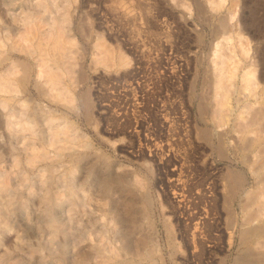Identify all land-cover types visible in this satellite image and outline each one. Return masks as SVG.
Segmentation results:
<instances>
[{"label": "rangeland", "instance_id": "obj_1", "mask_svg": "<svg viewBox=\"0 0 264 264\" xmlns=\"http://www.w3.org/2000/svg\"><path fill=\"white\" fill-rule=\"evenodd\" d=\"M207 2L0 0V80H16L11 92L0 89V181H17L16 203L21 204L12 209L2 203L9 197L3 185L0 264H69L58 258L59 247L69 246L68 255L78 257L75 244L85 250L98 240L110 249L106 255L114 251L124 264H234L250 246L258 258L263 255L259 264H264V231L262 237L257 234L261 238L249 232L245 238V229L264 224V146H237L236 128L224 135V121L212 122L208 108L202 114L198 110L212 94L203 82L216 40L221 51L235 53L238 65L244 60L240 44L250 48L247 57L257 46L264 60V0H221L216 11ZM218 15L228 21L227 33L219 37L214 32ZM50 65L58 77H53L55 84H61L57 88L66 90L59 95L58 89H48L42 73ZM25 68L27 83L20 81ZM83 94L92 102L89 115L81 105ZM10 130L17 134L8 137ZM203 131L215 133L206 141ZM47 166L55 167L56 180L62 179L52 184L51 193L60 196L57 216L74 231L66 239L60 234L56 239L40 215L38 182ZM229 170L244 178L231 199L226 198ZM106 174L123 177L129 185L112 184L107 194L98 181ZM124 233L130 236L126 251ZM31 246L41 258L29 255Z\"/></svg>", "mask_w": 264, "mask_h": 264}, {"label": "bare ground", "instance_id": "obj_2", "mask_svg": "<svg viewBox=\"0 0 264 264\" xmlns=\"http://www.w3.org/2000/svg\"><path fill=\"white\" fill-rule=\"evenodd\" d=\"M208 2L207 3H209L210 4V6L211 7H214L215 6V8H211V9H214L215 11H216V6L217 5H219L220 3H221V0H207ZM32 4V3H31ZM48 4V3H47ZM221 4H223V3H221ZM233 4V3H232ZM235 4V3H234ZM38 5V4H37ZM40 6V5H39ZM48 6V5H47ZM230 6H231V4H230ZM32 7V6H31ZM220 8V7H219ZM221 8H222V6H221ZM214 11V12H215ZM203 13V12H202ZM224 16H225V14H223ZM218 18L217 19H215L216 20V22H215V26H214V28H215V34L217 35V37H219V34L220 35H222L224 32L225 33H227L226 32V30L228 29L227 27V22L228 21H226L227 20V18L225 19V17H223V16H217ZM209 18V17H208ZM60 22V21H59ZM12 30V29H11ZM53 30V29H52ZM57 30V29H56ZM261 30H263V29H260V34H262V32H261ZM58 31V30H57ZM228 31V30H227ZM238 33V32H237ZM5 34H6V32H5ZM45 34V33H44ZM49 34V33H48ZM47 34V35H48ZM53 35V34H52ZM44 36V35H43ZM50 36V35H49ZM226 36V35H225ZM225 36L224 37H222L223 38V41H224V38H225ZM216 37V38H217ZM238 37V36H237ZM239 37H240V35H239ZM242 37V36H241ZM54 38H55V35H54ZM59 38V37H58ZM215 38V39H216ZM221 38V39H222ZM67 40H69V39H67ZM238 40V39H237ZM1 41V40H0ZM56 41H57V39H56ZM64 41H66V40H64ZM221 41V40H220ZM226 41V40H225ZM241 41V40H240ZM239 41V42H240ZM222 42V41H221ZM238 42V43H239ZM56 43V42H55ZM67 43H70V42H67ZM224 43V42H223ZM46 44V43H45ZM5 45V44H4ZM12 46H13V44H11ZM222 45V44H221ZM220 45V42H219V40H216V42L214 43V49L212 50L213 51V58H212V56H211V58H212V61H211V63H210V69H208V71L206 72V76H205V80H204V84L207 86V87H209V90H211V92H212V94L210 95V99L208 100V101H201V102H199V104H198V110L200 111V113L202 114V113H204L206 110H207V108H208V114H209V116H210V118H212V122H219V120L220 121H224V124H226V126H224V127H226V129L224 128L223 130H226V131H223L224 132V135H225V133L226 132H228L229 133V131L230 130H232V129H235L236 130V132H238V135H236V132L234 133L237 137H236V141H237V146H238V144L239 143H241V142H247L246 144L247 145H249V146H251L250 148H255V147H261V146H264V60L262 59V57H261V55L259 54V50H258V47L256 46L255 47V50H253L254 52H253V54L252 55H250L249 57H247V55H248V52H249V50H250V48H248V47H246L245 46V44H240V45H238L239 46V49H240V54L243 56L242 58L244 59L243 61H241V63L238 65V62H236L237 60H236V58L233 56L234 54H232L231 52L229 53V52H225V49L223 50V51H221L220 50V48H219V46H221ZM224 45V44H223ZM259 45V44H258ZM12 46H10V47H12ZM53 46V45H52ZM55 46V45H54ZM59 46V45H58ZM255 46V45H254ZM50 47V46H49ZM225 47H227V45L225 46ZM53 48V47H52ZM55 48V47H54ZM104 48V47H103ZM17 49V48H16ZM61 48H59V50H60ZM228 49V48H227ZM40 50V49H39ZM53 50V49H52ZM63 50H65V48L64 49H62V52H63ZM227 51V50H226ZM229 51V50H228ZM54 52V51H53ZM60 52H61V50H60ZM64 53V52H63ZM107 54H108V52H106ZM261 53V52H260ZM68 54V53H67ZM4 55V54H3ZM60 55V54H59ZM64 55V54H63ZM62 55V56H63ZM45 56V55H44ZM47 56V55H46ZM61 56V57H62ZM51 57H53V56H51ZM40 58V57H39ZM57 58V57H56ZM63 58V57H62ZM210 58V59H211ZM235 58V59H234ZM239 58V57H238ZM241 58V57H240ZM48 59V58H47ZM51 59V58H50ZM6 60V59H5ZM42 60V59H41ZM11 61V60H10ZM47 60H46V58H45V62H46ZM48 61H49V59H48ZM56 61H58V59H56ZM240 61V60H239ZM44 62V61H43ZM44 62V63H45ZM62 62V61H61ZM2 63V62H1ZM27 63V62H26ZM237 63V64H236ZM24 64V63H23ZM41 64H43V63H41ZM40 64V65H41ZM57 64V63H56ZM59 64H60V62H59ZM28 64H25V66L24 67H26ZM44 65V64H43ZM45 65H47L48 66V64H47V62H46V64ZM44 65V67L43 68H45L46 66ZM10 66V65H9ZM20 66H23V65H20ZM29 66V65H28ZM60 66V65H59ZM59 66H57V68L59 67ZM209 66V65H208ZM41 67V66H40ZM64 67V70L66 69V67H65V65L63 66ZM9 68V67H8ZM13 68V67H12ZM42 68V67H41ZM51 68H52V66L50 65V67H48V68H46V69H44L45 71H42V73H43V75L44 76H46L47 78H45V79H47V82L45 81V83H50V84H53L52 86H53V88H50L51 86H50V84H49V88L48 89H54L55 91L59 88V85L61 86V84L60 83H56L55 84V79L54 78H58L55 74V76L53 75V73L55 72H52V70H55V69H52L51 70ZM60 68V67H59ZM59 68H58V70H59ZM62 68V67H61ZM11 69V68H10ZM15 70H16V67L14 68ZM30 70V69H29ZM57 70V69H56ZM68 70H70L69 68H68ZM14 71V70H13ZM12 71V72H13ZM41 71L39 72V70L37 71V73L39 72V73H41ZM66 71H67V69H66ZM10 72V73H9ZM8 73L9 74H11V71H9ZM45 72V73H44ZM68 72V71H67ZM36 74V75H40V74ZM41 73V74H42ZM1 74V73H0ZM9 74H6L7 76L9 75ZM5 75V74H4ZM53 75V76H52ZM11 76H13L12 74H11ZM17 76V75H16ZM42 76V75H41ZM40 76V77H41ZM43 76V77H44ZM60 76V75H59ZM3 77V76H2ZM1 76H0V78H2ZM9 77H10V75H9ZM54 77V78H53ZM6 78V77H5ZM11 78V77H10ZM12 79V78H11ZM28 79H29V71L28 70H26V68H25V71H24V73H23V75H22V77H21V79H20V81L22 80L23 82H25V83H27L28 82ZM14 80V79H13ZM13 80H10L8 77H7V79H1L0 80V89H2L3 91H7V92H9V90H10V88H9V85H10V83H12V81ZM38 80V79H37ZM58 80V79H57ZM16 81V80H15ZM15 81H13V82H15ZM18 81H19V79H18ZM48 81H51V82H48ZM58 81H60V79L58 80ZM61 81H63V80H61ZM60 81V82H61ZM38 82V81H37ZM37 82H35V83H37ZM61 83H64V81L63 82H61ZM13 84V83H12ZM43 84V83H42ZM54 84H55V86L56 85H58V88H57V86H56V88H54L55 86H54ZM45 85V84H44ZM13 86V85H12ZM64 86V85H63ZM11 87V86H10ZM14 87V86H13ZM12 87V88H13ZM22 87V86H21ZM39 87H40V85H39ZM11 88V89H12ZM46 88V87H45ZM46 88V89H47ZM64 88H67V86L65 87L64 86ZM15 89V88H14ZM63 89V88H62ZM61 89V87H60V90H62ZM13 90V89H12ZM16 90V89H15ZM59 89L56 91L57 92V94L58 93H60V92H58V91H60ZM22 91V90H21ZM47 91V90H46ZM63 91H66L65 89H63ZM1 92V91H0ZM10 92H11V90H10ZM14 92V91H13ZM62 92V91H61ZM46 93V92H45ZM47 93H49V92H47ZM11 95V94H10ZM59 95V94H58ZM64 95V94H63ZM13 97H11V99H12ZM9 100V99H8ZM3 101L5 102V101H7V99H6V97H4V99H2V103H3ZM11 101V100H10ZM235 102V105H234V102ZM92 102L90 101V99H89V97L87 96V95H82V97H81V105H82V108H83V110H84V114H86V115H89V113H90V111H91V104ZM1 104V103H0ZM5 104H6V102H5ZM8 106V105H7ZM12 106V105H11ZM39 108V107H38ZM35 109H37V108H35ZM11 110V109H10ZM34 111H36V110H34ZM33 111V112H34ZM42 112V111H41ZM35 113H37V112H35ZM43 113V112H42ZM31 114V113H30ZM10 115V114H9ZM38 115H39V113H38ZM32 116V115H31ZM88 117V116H87ZM42 119V118H41ZM44 119V118H43ZM7 120V119H6ZM32 120V119H31ZM45 120V119H44ZM50 120V119H49ZM17 122V121H16ZM22 122H23V120H22ZM25 122V121H24ZM34 122V121H33ZM47 123V122H46ZM219 123H223V122H219ZM218 123V124H219ZM18 124V123H17ZM23 124V123H22ZM214 124H216V123H214ZM6 125L9 127V121L7 122L6 121ZM28 125V122H26V123H24L23 124V126H27ZM31 126H32V124H31ZM36 126V125H35ZM34 126V127H35ZM47 126V125H46ZM53 126H55V127H60L59 125L57 126V125H53ZM15 127V126H14ZM28 128H29V126H27ZM50 127V126H49ZM48 127V128H49ZM64 127H68V126H64ZM20 128H22V126H20ZM43 128V127H42ZM50 128H52V126L50 127ZM49 128V129H50ZM63 128V127H62ZM12 129V128H11ZM24 129V128H23ZM22 129V130H23ZM54 129V128H53ZM52 129V130H53ZM56 129V128H55ZM54 129V130H55ZM58 129H60L61 130V127L60 128H58ZM58 129H56V131L58 132L59 130ZM220 129V128H219ZM8 130V129H7ZM16 130V129H15ZM21 130V129H20ZM19 130V131H20ZM27 130V129H26ZM32 130H34V129H32ZM51 131V132H53V133H51V134H55V133H57L56 131ZM208 130V129H207ZM13 132H11V130H10V132H8V137H14V135L15 134H17V131H16V133L14 132V130H12ZM39 131V130H38ZM50 131V130H49ZM48 131V132H49ZM45 132V131H44ZM222 132V130L220 131V133ZM255 133L253 136L252 135H249V133ZM15 133V134H14ZM30 133V132H29ZM41 133V132H40ZM60 133V132H59ZM215 132H211V131H203V132H201V137L203 138V139H205L206 141H208V140H210L211 139V137H213L212 135L214 134ZM217 133H219V132H217ZM250 133V134H251ZM20 134V133H19ZM34 134V133H33ZM63 134V133H62ZM61 134V135H62ZM232 134V133H231ZM13 135V136H12ZM50 135V134H49ZM56 135V134H55ZM228 135V134H227ZM19 136V135H18ZM58 136H60V135H58ZM57 136V137H58ZM216 136V135H215ZM229 136V135H228ZM252 136V137H251ZM51 137H53V136H51ZM55 137V136H54ZM53 137V138H54ZM56 138V137H55ZM227 138V137H226ZM231 138V137H230ZM6 139V138H5ZM8 139H10V138H8ZM44 139V138H43ZM58 139V138H57ZM228 139V138H227ZM235 139V138H234ZM56 140V139H55ZM68 140V139H67ZM58 141V140H57ZM228 141V140H227ZM66 142V141H65ZM219 142V141H218ZM234 142H235V140H234ZM221 144H222V140H221ZM220 144V145H221ZM224 144V143H223ZM244 144V143H243ZM218 145V147H219V144H217ZM241 145V144H240ZM224 146V145H223ZM244 146V145H243ZM221 147H222V145H221ZM235 147V146H234ZM226 148V147H225ZM242 148V147H241ZM244 148V149H243ZM242 148V150H240V151H243V150H245V148L247 149V148H249V147H243ZM42 149H44V148H42ZM238 149V148H237ZM36 150V149H35ZM222 150H224V149H222ZM255 149H253V151H254ZM42 151H44V150H42ZM42 151H41V154H43L42 153ZM35 152V151H34ZM40 152V151H39ZM48 152V151H47ZM46 153V152H45ZM45 153H44V155H45ZM218 153H220V152H218ZM221 153H223L222 155H225L224 154V152H221ZM252 153V152H251ZM37 154V153H36ZM39 154V153H38ZM260 154V153H259ZM40 155V154H39ZM251 155V154H250ZM72 156V155H71ZM74 156H75V154H74ZM76 156H81L80 154L79 155H76ZM75 156V157H76ZM0 157H1V155H0ZM13 157V156H12ZM31 156H29V159H31L32 160V158H30ZM32 157H34V156H32ZM262 157V156H261ZM264 157V156H263ZM2 158V157H1ZM42 158V157H41ZM80 158V157H79ZM78 158V159H79ZM15 159V158H14ZM29 159H27V161L29 160ZM36 159H38V158H36ZM40 159V158H39ZM253 159V158H252ZM257 159V158H256ZM13 160V159H12ZM33 160H34V158H33ZM32 160V161H33ZM41 160H45V158H43V159H41ZM243 160V159H242ZM30 161V160H29ZM36 161V160H35ZM76 161V160H75ZM251 161V160H250ZM253 161V160H252ZM13 162V161H12ZM243 162V161H242ZM13 163H15V162H13ZM248 162H246V164H247ZM263 164V163H262ZM254 165V164H253ZM45 166V165H44ZM264 166V165H263ZM43 167V166H42ZM262 167V166H261ZM45 168V167H44ZM52 168H54V171H56L55 170V167H50V166H47L45 169L46 170H48V173H46L47 171H43V173L45 172L46 174V176L45 175H43L44 177H42V176H39V178H40V182H38L39 183V185L41 186V187H39L40 189H42V190H39V191H41V193L39 192L38 194H40V195H38L39 197H40V201L41 202H43V210L41 211L42 213L40 214L41 216H42V218H43V220H44V224H45V226H46V228H47V230L48 231H50L51 232V234L53 235V236H55V238L57 239V235H66V236H68L69 234H71V235H73V233H74V231H72V229H71V227L69 226V224H67V222H65L64 220L62 221L61 220V218H59V216H57V212H55V210H57V208H60L61 207V202H60V200H59V198H60V196L59 195H57V196H59V198L57 197V198H55L54 196H55V194H57V193H55L54 195L52 194V193H54L53 191H55V190H51V189H53V188H51L54 184V182L56 183V181L58 182L59 180H60V178H58V180H56L55 179V176L56 175H54L53 173H52ZM253 168V167H252ZM259 168H260V166H259ZM264 168V167H263ZM57 169V168H56ZM248 169H251V168H249L248 167ZM18 170V169H17ZM22 170V169H21ZM43 170V169H42ZM42 170H40V171H42ZM235 170V169H234ZM234 170H229L226 174V184H227V197L226 198H229V199H231L232 197H234L236 194H238L239 193V191L242 189V187H243V182H244V178H243V176L239 173V172H237V171H234ZM257 170V169H256ZM255 170V171H256ZM22 171H24V170H22ZM70 172L72 173V171L70 170ZM69 172V173H70ZM15 173H17V172H15ZM25 173V172H24ZM40 173V172H39ZM55 173V172H54ZM68 173V172H67ZM253 173V172H252ZM3 174V173H2ZM22 174H23V172H22ZM27 174V173H26ZM41 174V173H40ZM39 174V175H40ZM59 174V173H58ZM62 174H64V173H61L60 175H62ZM15 175L16 174H14L13 173V177H15ZM18 176H19V172H18V174H17ZM21 175V174H20ZM25 175V174H24ZM37 175H38V173H37ZM68 175V174H67ZM9 177L11 176V174H9L8 175ZM22 176V175H21ZM58 176V175H57ZM122 176V175H121ZM257 176V175H256ZM17 177V176H16ZM20 177V176H19ZM25 177H26V175H25ZM42 177V178H41ZM61 177H63V179H64V176H61ZM125 177V176H124ZM1 178V177H0ZM10 178H12V176L10 177ZM23 177H21L20 179H22ZM39 178H38V181H39ZM57 178V177H56ZM69 178V177H68ZM259 178V177H258ZM17 180H18V178H16ZM126 179H127V177H126ZM2 180H4L3 178H2ZM62 180V179H61ZM60 180V181H61ZM24 181V180H23ZM22 181V182H23ZM98 181H99V189L101 190V191H103V192H106L107 194H110V193H108L109 191H112L111 189H112V184H117V185H126L125 184V179L123 178V177H120V176H118V175H116V176H114V175H112V174H106L105 176H103L101 179L99 178L98 179ZM4 182H6V185L8 186V183H7V179L4 181ZM3 182V183H4ZM21 184H23L21 181H19ZM19 182H18V184H19ZM63 182V181H62ZM66 182H67V180H66ZM15 183V182H14ZM59 183V182H58ZM259 183V182H258ZM257 183V184H258ZM0 184H2V182L0 181ZM10 184V183H9ZM11 184L12 185H14L13 184V182H11ZM11 184H10V186H6L5 185V183L4 184H2L1 186H0V190L1 189H3V185L4 186H6L5 188H4V191L3 192H6V196H9L7 199L6 198H4V196L2 197L1 195V197L3 198V199H6V201H4L1 197H0V199H1V201L3 200L4 202H2V203H5V202H7V204L8 205H10V207L12 208V209H15L16 207H14L17 203H16V201L18 200L15 196L16 195H18L19 194V192H18V189H17V187H15V185L17 184V181H16V184L14 185V186H12L11 187ZM25 184V183H24ZM27 184V183H26ZM53 184V185H52ZM127 185H129V183L127 184ZM263 185V184H262ZM21 185H19L18 186V188L20 187ZM69 186V185H68ZM114 186V185H113ZM56 187V186H55ZM57 187H58V185H57ZM129 187V186H128ZM118 188H120V187H118ZM117 188V189H118ZM225 188H226V185H225ZM262 188H264V187H262ZM22 189H23V187H22ZM55 189V188H54ZM115 189V188H114ZM57 190V189H56ZM126 190V189H125ZM250 190V189H249ZM248 190V191H249ZM261 191H262V189H260ZM51 191H52V193H51ZM59 191V190H58ZM246 191H247V189H246ZM255 192V191H254ZM112 193V192H111ZM122 193V192H121ZM1 194V193H0ZM4 194V193H3ZM62 194V193H61ZM115 194V193H114ZM113 194V195H114ZM245 194V193H244ZM252 194H254V193H252ZM251 194V195H252ZM258 194V193H257ZM20 195V194H19ZM251 195H249V196H251ZM255 195V194H254ZM5 196V197H6ZM62 196V195H61ZM76 196V195H75ZM28 197V196H27ZM74 197V194H73V196H71V198H68V199H72ZM262 197V196H261ZM17 199V200H16ZM39 199V198H38ZM75 199V198H74ZM133 199V198H132ZM23 200V199H22ZM21 200V201H22ZM61 200H63V197L61 198ZM227 200V199H226ZM71 201V200H70ZM23 202V201H22ZM228 202H230V201H228ZM243 202V201H242ZM1 203V202H0ZM225 203H227V201L225 202ZM253 203H254V201H253ZM7 204L5 205V206H7ZM18 204H20V203H18ZM17 204V205H18ZM24 204V203H23ZM21 205V204H20ZM227 205H228V203H227ZM252 205V204H251ZM2 206H4V205H2ZM19 206V205H18ZM63 207V206H62ZM121 207V206H120ZM126 207V206H125ZM3 208V207H2ZM1 208V209H2ZM9 208V207H8ZM11 208H9V209H11ZM21 208V207H20ZM129 208V210L131 209L130 207H128ZM0 209V214H1V212L2 211H4V210H1ZM6 209V208H5ZM22 209V208H21ZM17 210H19V209H17ZM61 210V209H60ZM6 211H7V209H6ZM13 210H11V212H12ZM22 211V210H21ZM244 211H246V210H244ZM14 212V211H13ZM23 213V212H22ZM76 213V212H75ZM59 214V213H58ZM112 214V213H111ZM144 214V213H143ZM247 214V213H246ZM235 214H233L232 216H234ZM41 216H40V218H41ZM113 217V216H112ZM124 217V216H123ZM136 217V216H135ZM231 217V216H230ZM229 217V218H230ZM118 218V217H117ZM230 219H232V218H230ZM68 220V219H67ZM40 223H41V221H40ZM0 224H2V223H0ZM92 225V224H91ZM2 226V225H1ZM5 226V225H4ZM104 226V225H103ZM250 226V225H249ZM96 227V226H95ZM135 227V226H134ZM33 228V227H32ZM247 228V227H246ZM140 229V228H139ZM245 229V228H244ZM243 229V230H244ZM39 230V229H38ZM246 231H245V233L246 232H249V235H250V233H253V234H259V233H261V232H263L264 231V224H260V225H257V226H254V224H253V226L252 227H249V228H247V229H245ZM33 231V230H32ZM97 231V230H96ZM123 231V230H122ZM125 231H126V229H125ZM124 231V232H125ZM86 232V231H85ZM49 233V232H48ZM107 233V232H106ZM242 233H243V231H242ZM88 234V233H87ZM127 234V233H126ZM140 234V233H139ZM247 235H246V237L245 238H247V237H249L248 236V233H246ZM262 235H263V233H261ZM75 235V234H74ZM85 235V234H84ZM107 235V234H106ZM124 235H125V233H124ZM131 235V234H130ZM242 235V234H241ZM245 234H243V236H244ZM260 235V234H259ZM262 235H260L261 237H262ZM51 236V235H50ZM49 236V237H50ZM66 236H65V239H66ZM70 236V235H69ZM80 236H82L83 237V235H80ZM90 236V235H89ZM251 236V235H250ZM258 236V235H257ZM260 236H258V237H260ZM52 237V236H51ZM73 237V236H72ZM90 237H92V236H90ZM113 237H114V235H113ZM127 237H129L130 238V236H127V235H125L124 236V242H123V246H121L122 248H124L125 249V251H126V249L129 247H127V243H129V242H127ZM260 237V238H261ZM55 238H54V240H55ZM61 238V237H60ZM68 238V237H67ZM94 238V237H93ZM97 238V237H96ZM104 238V237H103ZM123 238V237H122ZM63 239H64V237H63ZM64 239V240H65ZM73 239V238H72ZM91 239V238H90ZM254 239V238H253ZM144 240V239H143ZM255 240V239H254ZM257 240V239H256ZM77 241V240H76ZM120 241V240H119ZM251 241H253V240H251ZM65 242V244H66V240L64 241ZM63 242V243H64ZM68 242V241H67ZM87 242V241H86ZM90 242H92V241H90ZM145 242H147V240L145 241ZM242 242H245L244 241V239H243V241ZM259 242H261L260 240H259ZM39 243V242H38ZM62 243V244H63ZM106 243V242H105ZM118 243V242H117ZM246 243V242H245ZM255 243V242H254ZM258 243V242H257ZM61 244V245H62ZM87 244V243H86ZM130 244V243H129ZM248 244V243H247ZM250 244V243H249ZM55 245V244H54ZM79 245V244H78ZM119 245V244H118ZM252 245V244H251ZM58 246H60L59 244H58ZM75 246H76V244H75ZM74 246V249L75 248H77V250H78V248L81 250V252H80V254H78V255H80V256H78V257H75V255L73 256V255H68L69 253V251H68V249H70V248H68L67 249V247H69V246H67V245H62V247H59V249L56 251L57 252V256H58V258L62 261V262H66V261H68L69 262V264H90V263H94V264H124V262H123V260L122 259H120V258H118L119 256L117 255V253L116 252H114V251H111V253L109 254V255H106V253L105 252H108L107 251V247H105V245H104V242L102 243L101 241H95V242H93V243H89L88 242V244L86 245V247H85V250H83L82 248H80V247H75ZM80 246V245H79ZM244 246V245H243ZM32 248H31V250H30V253H29V255L31 254V255H36V257H42L41 255H39V254H37V249H36V247L34 248L33 246H31ZM118 247H120V246H118ZM251 248H252V246H250ZM250 247H246L245 249H243V250H241L240 251V254H239V256L238 257H236L234 260V264H259L260 263V261L262 260V259H260L262 256H260L259 258L257 257V254H255V253H257L256 251H255V253L253 252V248L252 249H250ZM51 248V247H50ZM49 248V250H51ZM54 248V247H53ZM255 248V247H254ZM56 248H54V250H55ZM74 249H73V251H74ZM113 249H115L114 247H113ZM121 249V248H120ZM149 249V248H148ZM79 250V251H80ZM112 250V249H111ZM122 250V249H121ZM142 250V249H141ZM115 251H117V250H115ZM45 252V251H44ZM54 252L55 251H53V249L50 251V252H48L49 253V255L51 254L52 256H54ZM122 252V251H121ZM38 253H39V249H38ZM139 252L137 251V253L136 254H138ZM142 253H144V251L142 252ZM150 253V252H149ZM148 252H146V256H147V254H149ZM259 253V252H258ZM260 253H261V251H260ZM260 253H259V255H260ZM264 253V252H263ZM71 254V253H70ZM262 254V253H261ZM44 255V254H43ZM50 255V256H51ZM56 255V254H55ZM129 255V254H128ZM139 255H141V254H139ZM138 255V256H139ZM144 255V256H145ZM97 256H101V257H103V259H101V260H97L96 259V257ZM105 256V257H104ZM121 256V255H120ZM142 256V255H141ZM143 256V257H144ZM44 257V256H43ZM55 257V256H54ZM122 257V256H121ZM142 257V258H143ZM123 258V257H122ZM45 259V258H44ZM39 260V259H38ZM58 260V259H57ZM59 260V261H60ZM87 260H89L90 262H87ZM125 260H127V259H125ZM127 262V261H126ZM67 263V262H66ZM262 264H263V261H262Z\"/></svg>", "mask_w": 264, "mask_h": 264}]
</instances>
